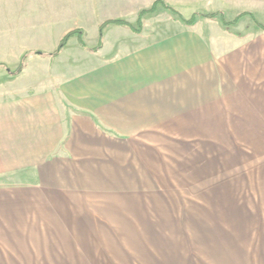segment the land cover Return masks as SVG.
Masks as SVG:
<instances>
[{
    "label": "crops",
    "instance_id": "crops-1",
    "mask_svg": "<svg viewBox=\"0 0 264 264\" xmlns=\"http://www.w3.org/2000/svg\"><path fill=\"white\" fill-rule=\"evenodd\" d=\"M154 1L0 0V63L88 25L91 48L102 22L134 25ZM163 1L186 20L264 25V0ZM251 23L158 11L140 34L108 26L97 53L72 38L17 77L0 71V264H264V32Z\"/></svg>",
    "mask_w": 264,
    "mask_h": 264
},
{
    "label": "trees",
    "instance_id": "trees-1",
    "mask_svg": "<svg viewBox=\"0 0 264 264\" xmlns=\"http://www.w3.org/2000/svg\"><path fill=\"white\" fill-rule=\"evenodd\" d=\"M159 6L164 8L171 14H173L177 20L181 21L183 24H185L188 27L194 26L198 18H202L206 20H215L217 18H220L223 27L225 29H228L229 27L238 24L242 19L250 18L254 22V24L261 31L264 32V25L260 24L251 13L244 12V13L238 14L232 21H226L223 12H215V13H207V14L194 13L189 19L186 20L176 10L167 6L163 0H155L150 8L144 9L139 13L135 26L123 20H120V19L107 20L103 22L98 28V40H97L96 45L93 48H87L85 46L83 42V35H84L83 31L81 29H76V30L70 31L67 34H65L59 41L54 51L50 53L32 52V51L25 52L21 56L19 64L14 69L8 68V66H6L3 63H0V69L3 68L10 77H13V78L17 77L21 75L23 71L25 70L29 56L38 55L42 57H48L50 60H52L58 57L62 53L68 41L72 38H76L79 46L83 48L84 50H86L87 52L92 53V54L97 53L102 48L104 30L108 26L113 25V26L125 27V28L130 29L134 34H140L143 29V17L147 14H153L156 11L157 7Z\"/></svg>",
    "mask_w": 264,
    "mask_h": 264
},
{
    "label": "rangeland",
    "instance_id": "rangeland-1",
    "mask_svg": "<svg viewBox=\"0 0 264 264\" xmlns=\"http://www.w3.org/2000/svg\"><path fill=\"white\" fill-rule=\"evenodd\" d=\"M136 1V0H135ZM138 2L137 3H139L140 5L142 4H145L148 0H137ZM197 3V5L194 7L195 8V10L196 11H203V10H206L207 8H210V7H206L205 6V4H207V3H210L211 2V0H195ZM165 3V2H164ZM153 4V3H152ZM166 4V3H165ZM167 5V4H166ZM167 6H169V5H167ZM151 7V6H150ZM149 7V8H150ZM169 7H171V6H169ZM172 8V7H171ZM146 9H148V8H146ZM174 10H176L177 12H178V9H176V8H173ZM126 10L128 11V13H130V12H132V11H136L137 10V7H134V8H126ZM142 10H144V9H142ZM141 10V11H142ZM140 11V12H141ZM158 11H161V12H164V13H166V14H168V15H170V16H172L174 19H176V17L173 15V14H171L170 12H168L167 10H165L164 8H162V7H157V9H156V11L154 12V13H156V12H158ZM139 12V13H140ZM128 13H126V14H128ZM139 13H138V15H139ZM153 13V14H154ZM179 13V12H178ZM201 14H207V13H201ZM224 14V13H223ZM147 15H150V14H147ZM152 15V14H151ZM181 15V14H180ZM146 16V15H145ZM144 16V17H145ZM144 17H143V20H144ZM224 17H225V15H224ZM248 19H250V18H248ZM177 20V19H176ZM216 20V19H215ZM225 20H226V17H225ZM251 20V19H250ZM227 21V20H226ZM252 21V20H251ZM105 22V21H104ZM253 22V21H252ZM103 23V22H102ZM101 23V24H102ZM240 23V22H239ZM254 23V22H253ZM253 23H251L252 25H253ZM100 24V25H101ZM99 25V26H100ZM136 25V22L134 23V26ZM237 25V24H236ZM235 25V26H236ZM256 26V25H255ZM257 27V26H256ZM258 28V27H257ZM76 29H81L82 31H83V33H84V35H83V42H84V40H86L87 41V43L88 42H90L92 39H93V34H94V30H93V27H92V25H88V27H86V29H85V31L87 32V35H86V33H85V31L82 29V28H75L74 30H76ZM258 30L259 31H261L259 28H258ZM71 31H73V30H71ZM70 32V31H69ZM68 33V32H67ZM66 33V34H67ZM97 43V42H96ZM85 44V43H84ZM96 45V44H95ZM94 45V46H95ZM86 46V45H85ZM93 46V47H94ZM93 47H91V48H93ZM87 48H89V47H87ZM32 56H34V55H31V56H29V58H28V62H27V65H28V63L30 62V57H32ZM44 58H48V57H44ZM19 64V63H18ZM27 67V66H26ZM8 68H10V69H14L15 67H8ZM26 69V68H25ZM0 71H2L3 73H6L7 74V72L3 69V68H1L0 69ZM24 72V71H23ZM35 72V69H33V67H32V69H30V71L27 73V74H25L21 79H19V82L23 85V84H26V83H31V82H33L34 81V76H33V73ZM8 75V74H7ZM9 76V75H8ZM1 77V76H0ZM201 221V220H200ZM148 251L149 252H151V251H153L150 247H149V249H148Z\"/></svg>",
    "mask_w": 264,
    "mask_h": 264
}]
</instances>
